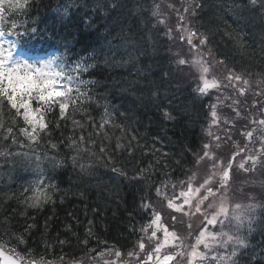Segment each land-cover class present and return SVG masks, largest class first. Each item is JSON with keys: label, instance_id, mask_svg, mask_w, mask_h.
Wrapping results in <instances>:
<instances>
[{"label": "trees", "instance_id": "1", "mask_svg": "<svg viewBox=\"0 0 264 264\" xmlns=\"http://www.w3.org/2000/svg\"><path fill=\"white\" fill-rule=\"evenodd\" d=\"M17 2L24 0H3L0 27L5 32L36 29L20 37L27 50L54 49L67 65L88 55L90 67L85 87L79 85V93L64 101V116L58 106L45 113L48 132L38 130V141L20 132L26 125L15 110L5 104L0 111V152L30 158L0 156V243L7 241L5 249L25 261L44 264H94L110 251L122 255L137 248L154 190L169 180L178 183L196 168L208 98L188 89L176 63L167 58L162 34L136 22L149 17L150 2L27 0L24 9L12 6ZM187 3L191 24L207 37L227 72L263 78L262 7L249 0ZM39 106L32 101L34 109ZM37 157L40 175L28 181L24 169L34 163L37 169ZM256 179L263 189L264 174ZM25 189H41L43 195ZM33 195L50 200L28 207L25 198ZM242 231L248 248L240 264H264V243Z\"/></svg>", "mask_w": 264, "mask_h": 264}, {"label": "snow or ice", "instance_id": "2", "mask_svg": "<svg viewBox=\"0 0 264 264\" xmlns=\"http://www.w3.org/2000/svg\"><path fill=\"white\" fill-rule=\"evenodd\" d=\"M249 2L253 5L256 4V0H249ZM26 5L27 0H24L23 3L17 2L12 6L24 9ZM2 11L3 0H0V12ZM11 27L15 29L17 25L13 24ZM35 32L36 29H31L30 32L19 34L17 38L11 39L9 37L13 35V32H5L0 27V111L3 110L5 104H7L9 110H15L18 116H22L26 125V127L20 129V132L29 140L38 141V130L42 133L48 132L49 125L45 113L52 112L53 108L58 106L61 116H64L65 109L68 107L64 101L70 100L74 91L79 93V85L84 83L80 79V74L87 72L90 66L80 63L69 66L65 57L52 56L47 60L37 58L30 61L24 58L23 53L15 54L18 45L21 43L20 37L22 35H34ZM192 35H195V33L188 37L189 44H192ZM206 42L207 37L199 39V45H205ZM192 46L194 48L197 47V45ZM178 63L185 64L187 61L181 59ZM202 71L206 73L208 69L203 68ZM227 80L229 84L232 81L241 80H243L244 84H248V80L243 79L241 74L234 72H229ZM73 85H76V87L74 88ZM215 87H217L215 82L209 83L205 80L203 87L199 91L206 93L208 89ZM240 92L243 93L244 89L241 88ZM33 100L38 101L40 106L33 109ZM21 109L23 110L22 112ZM212 116H216L215 111L212 112ZM258 123L264 126V120H260ZM29 128L31 131H29ZM260 131L261 152L257 155L246 157L247 167L244 162H241L238 165V169H242L245 172L249 170L255 171L257 168L264 170V129ZM7 132L9 137H11L13 129L11 127L7 128ZM247 136L251 139L253 132H248ZM7 138L5 137V139ZM13 142H15V138H13ZM51 147L55 148L56 145L53 144ZM210 151L211 147L209 144L203 145V155L197 160V164H200L201 161L204 162L206 171L209 165L213 170L218 167L217 157L210 158ZM8 155H24L26 159H30L27 154L23 153L8 154L0 152V156ZM36 160V166L39 168V157ZM55 163L59 164L58 161ZM236 171L232 162L225 158L220 165L219 174L211 172L201 178L202 183L197 181L199 186L195 191L200 193V195L194 203L189 199V194L183 192L181 193V196L184 197L183 205L169 202L168 207L174 208L181 215L168 214L170 225L174 230L170 232L168 227H164L163 238H157L154 247L149 244L152 252L148 255L145 264H240L245 255L244 250L248 248L247 237L241 234V230L247 223L249 232L252 231V212L259 205L254 203L229 204L226 193L236 175ZM190 181L188 182L189 193L193 191ZM29 190L43 195L41 189H25V192ZM40 195L26 197L25 204L28 207H39L42 202L50 200L49 196H44L42 201ZM190 204L196 217L201 218V223L196 229H193L191 222L186 223L183 216L185 212L184 206ZM188 214L191 216L193 212L190 211ZM154 216L155 218L152 219L149 227L155 226L156 230L151 232L150 240L157 237V232L161 230V225L158 223L160 216L155 213ZM209 226H218V230H210ZM178 231L186 232L189 235L193 231H198L199 234L195 237L193 244L186 245L182 237L177 234ZM16 240L19 244L24 243L22 236L16 237ZM7 243L5 241L3 245H0V259L3 260V264H44L43 261H25L18 253H15L14 249L6 252ZM139 248L144 251L145 244L141 242ZM217 248L225 251L218 253L216 252Z\"/></svg>", "mask_w": 264, "mask_h": 264}, {"label": "rangeland", "instance_id": "3", "mask_svg": "<svg viewBox=\"0 0 264 264\" xmlns=\"http://www.w3.org/2000/svg\"><path fill=\"white\" fill-rule=\"evenodd\" d=\"M169 1L170 0H158L156 3V9H153V12L155 13H153V16L160 24L161 28H158L162 29V36L166 38L167 45H172L177 40H179L181 43V48L174 45L171 49L172 55L177 56L176 63L180 69L184 65H187V67H184V69L180 71L181 78L188 82V86L190 83L191 85L196 84L194 91H197L201 95L210 96L208 99L209 125L203 133L204 143H202V147L195 155L196 158L194 167L196 168L193 169L189 175L184 178V180L178 182V184L172 188L168 198H166L167 202L164 201L161 203V212H163L162 216L157 213L154 200H147L150 220L140 231V240L138 242L137 248L122 255H117V252L110 251L103 255V259V256H99L97 259H102L104 261H94V264H139L141 260H147L148 255L152 252V248H149V244L154 247L156 239L163 238V228L168 227L170 232L174 230L170 225V217L168 214L171 213L176 216L181 215V213H177L174 208L168 207L169 202L183 205L184 197L181 196V193L183 192L189 194V199L192 201V203H194L200 195V193L195 191V189L199 186L197 181L202 183L203 181L201 178L211 172L219 174L220 165L225 160V158L231 161L233 168L237 170L236 175L226 193L229 204L234 205L235 203H254L259 205V207L255 208L252 212L253 223L251 225V233L254 231L253 229L255 224L258 222L259 218L261 219L262 212L264 211V201L262 200V197H264V188L260 189L259 179H256L261 173L264 174V170L257 168L255 171L249 170L245 172L242 169H238V165L241 162H244L246 167L248 162L244 161L243 158L237 155L240 152L251 155H257L261 152V143L259 138L261 135L260 130L264 129V126L260 125L258 122L263 116L264 108L259 109L260 101L262 100H258L257 97L259 94L264 92V76L263 78L258 76L253 80L242 75L243 79L248 80V84H244L243 80L232 81L231 84H229L227 80L229 71H225L223 77L219 79L216 78L217 73L221 69L226 70V68H224L222 63L212 57L210 48H208L206 44L199 45V39L202 37L198 35L196 29L193 27V25H191L190 17L187 15V12L190 9V4H188L186 0H180L175 4H169ZM257 1L264 9V0ZM192 33H195V35H192V44H189L188 37ZM192 45H197V47L194 48ZM19 53L20 50L17 47V52L15 54L19 55ZM50 57L52 56L47 55L42 57H31L27 59L34 60L38 58L47 60ZM181 59L187 61V63H178V61ZM203 68H207L208 71L204 73L202 71ZM205 80H207L209 83L215 82L217 87L208 89L206 93H201L199 89L203 87ZM61 83H63V81H61ZM241 88L244 89L243 93L240 92ZM213 111L216 112L215 117L212 116ZM250 117H253L254 120H249ZM241 122L247 123V126L248 124L252 126V140L242 145L234 144L232 142V139H234L233 131L241 132L245 130L240 129L237 126V124ZM29 131H31L30 128ZM205 144H209L211 147L210 158L217 157L218 167L214 170L211 169L209 165V168L206 171L203 161H201L200 164H197L198 158L203 155L202 148ZM241 149H243V151H241ZM190 178H192L191 181ZM261 180H263V178ZM189 181L191 182L193 189L191 193H189L188 188ZM242 186L244 188H242ZM184 208L185 212L183 213V216L185 222H191L193 229H196L201 223V218L196 217L194 210L191 208V204L184 206ZM190 211L193 212V215L191 216L188 214ZM154 213L160 216L158 223L161 225V230L157 232V237H154L150 240L149 237L151 236V232L156 230L155 226L149 227L152 219L155 218ZM209 228L210 230H214V228L218 229V226H209ZM242 230L249 231L247 223ZM242 230L241 234L243 235ZM177 234L182 237L186 245H191L195 242V237L199 233L198 231H193L189 235L186 232L178 231ZM141 242L145 244L144 251L139 248V244ZM224 251V249H216V252L218 253H223ZM58 264L64 263L61 262Z\"/></svg>", "mask_w": 264, "mask_h": 264}, {"label": "bare ground", "instance_id": "4", "mask_svg": "<svg viewBox=\"0 0 264 264\" xmlns=\"http://www.w3.org/2000/svg\"><path fill=\"white\" fill-rule=\"evenodd\" d=\"M136 22H141V23H143V25H145V26H154V27H159V28H161L160 27V24H159V22L155 19V18H153V17H145V18H143V19H141V20H138V21H136ZM114 27V26H113ZM116 28V27H115ZM114 29V28H113ZM94 49V45H93V43L92 42H89V51H91V50H93ZM195 87H196V84H193V85H191V89H192V91L194 92V89H195ZM71 96L72 97H75L74 96V94L72 93L71 94ZM260 120H264V113H263V116L261 117V119ZM237 126L240 128V129H246L247 128V123H245V122H241V123H238L237 124ZM237 155H239L241 158H243L244 159V161H246V157H248V156H252L251 154H245L244 152H240V153H238ZM24 172H26L27 174H29V175H32V176H36L37 175V170H35V169H33V168H30V167H26L25 169H24Z\"/></svg>", "mask_w": 264, "mask_h": 264}, {"label": "water", "instance_id": "5", "mask_svg": "<svg viewBox=\"0 0 264 264\" xmlns=\"http://www.w3.org/2000/svg\"><path fill=\"white\" fill-rule=\"evenodd\" d=\"M0 264H3V260L2 259H0Z\"/></svg>", "mask_w": 264, "mask_h": 264}]
</instances>
